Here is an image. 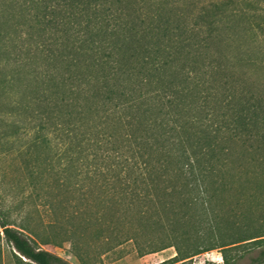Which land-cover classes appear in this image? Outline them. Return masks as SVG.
I'll return each instance as SVG.
<instances>
[{"label": "trees", "instance_id": "obj_1", "mask_svg": "<svg viewBox=\"0 0 264 264\" xmlns=\"http://www.w3.org/2000/svg\"><path fill=\"white\" fill-rule=\"evenodd\" d=\"M262 73L264 0H0V150L53 224L79 220L73 244L147 230L148 252L248 241L264 263V227L237 212L264 206ZM31 235L0 219V264L2 244L15 264H68Z\"/></svg>", "mask_w": 264, "mask_h": 264}, {"label": "rangeland", "instance_id": "obj_2", "mask_svg": "<svg viewBox=\"0 0 264 264\" xmlns=\"http://www.w3.org/2000/svg\"><path fill=\"white\" fill-rule=\"evenodd\" d=\"M21 165L22 160L15 154L0 150V219H6L13 227L23 225L33 230L37 235L31 237L37 241V246L68 264H225L223 251L228 261L233 264H253V259L261 249L260 246L246 241L227 250L212 249L178 260L175 247L148 252L150 238L155 237L151 231L139 232L135 239L120 244H106L101 237H97L100 230L96 226H90L86 232H81V236L78 235L73 244L68 236L69 229L79 220H64L61 226L53 224V214L40 205L41 199L27 186ZM48 198L49 195L45 194L43 200ZM95 203L96 200H90L91 206L86 215L92 216L95 213L98 208ZM248 205L251 202H244L237 211L238 216L244 218L242 222H238V226L246 228L249 225L251 229L264 227V206H253L250 212H246ZM127 216L126 223L120 227V231L125 234L133 233L131 215ZM42 241L49 242L42 244ZM78 254L79 257L76 256ZM14 261L8 248L2 244V264H15Z\"/></svg>", "mask_w": 264, "mask_h": 264}]
</instances>
